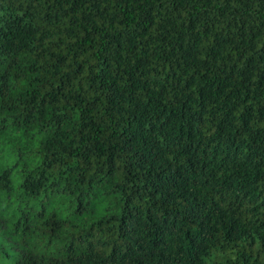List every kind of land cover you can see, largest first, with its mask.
Listing matches in <instances>:
<instances>
[{
    "label": "trees",
    "instance_id": "obj_1",
    "mask_svg": "<svg viewBox=\"0 0 264 264\" xmlns=\"http://www.w3.org/2000/svg\"><path fill=\"white\" fill-rule=\"evenodd\" d=\"M0 264H264V0H0Z\"/></svg>",
    "mask_w": 264,
    "mask_h": 264
}]
</instances>
